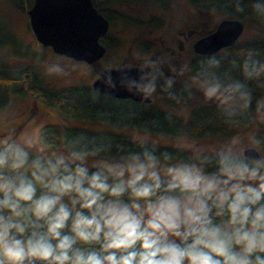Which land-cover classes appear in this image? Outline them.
I'll return each mask as SVG.
<instances>
[{
	"label": "clouds",
	"instance_id": "9594fccd",
	"mask_svg": "<svg viewBox=\"0 0 264 264\" xmlns=\"http://www.w3.org/2000/svg\"><path fill=\"white\" fill-rule=\"evenodd\" d=\"M226 3L264 25V0ZM45 55L35 49L42 78L67 84L77 66ZM132 61L102 66L93 103L123 89L144 109L156 97L186 118L214 106L224 124L246 122L251 130L214 141L181 134L177 152L161 150L148 128L127 141L86 129L59 143L43 131L7 133L0 138V264H264V51L249 47L225 64L215 53L177 60L135 50ZM138 115L130 107L122 119ZM146 124L159 128L161 120Z\"/></svg>",
	"mask_w": 264,
	"mask_h": 264
},
{
	"label": "rangeland",
	"instance_id": "374dc122",
	"mask_svg": "<svg viewBox=\"0 0 264 264\" xmlns=\"http://www.w3.org/2000/svg\"><path fill=\"white\" fill-rule=\"evenodd\" d=\"M15 1L16 0H0V17L8 30L20 37L19 40L31 44V49L35 52V49L38 46L40 47L41 44L35 39L29 26L28 15L26 13L27 8L25 10L24 8L20 10L14 6ZM22 3L25 5L26 0H22ZM109 6L127 12L144 21L149 20L150 17H156L161 19L162 22L161 25L146 23L129 24L122 22L113 24L110 22L108 33L117 37L119 43L114 46H107L104 54L98 58L94 64L69 58L64 55L77 66L76 71L72 74L67 84L63 81L44 79L43 85L46 88L59 87L62 85L90 84L92 78L102 66L114 65L115 61L118 62L124 53H126L127 61L133 63L132 54L135 50L151 51L157 56L163 53L172 54L170 51L173 50L174 53L172 55L175 57L178 56V60L192 56L194 52L191 48V42L194 38H191V42L186 39L180 40L182 42V46L180 47L176 42H172L173 33L183 30L188 24L199 20L202 21L201 24L205 25L203 26V30H206L212 28L213 25H216L221 19L230 17L223 11L213 9L198 13L197 8L192 5L190 0H167L165 6H162L157 0H112ZM243 23V30L237 40H246L250 38L264 40V29L247 21H243ZM134 41H138L137 46L134 45ZM44 51L46 55L42 57V59H46L47 54L63 55L53 52L49 46H45ZM218 52H222V49ZM34 59L35 53L33 55L19 56L13 53L10 46L0 47V65L16 67L26 63H33ZM34 68L41 75L40 69L36 65H34ZM153 104L162 109L177 113L182 119L183 125L189 118H186L181 113L178 106H169L159 97L154 98ZM46 123H55L58 126L73 125L88 130L109 131L118 134H126L128 136H133L138 133L144 134L145 132V130L135 128L131 125L112 124L101 119L69 118L65 120L51 107L42 103L39 98L34 97V95L10 93L8 104L0 109V138L7 135L9 132L14 133L17 137L32 134L39 135L41 127ZM250 130L247 123L244 122L234 126V131L229 135L196 138L207 141L222 140L237 133H247ZM181 134L188 135L185 130ZM181 134L173 135L151 132L152 137L157 139L161 145L168 146L175 144Z\"/></svg>",
	"mask_w": 264,
	"mask_h": 264
},
{
	"label": "trees",
	"instance_id": "16d2710c",
	"mask_svg": "<svg viewBox=\"0 0 264 264\" xmlns=\"http://www.w3.org/2000/svg\"><path fill=\"white\" fill-rule=\"evenodd\" d=\"M33 0H26L23 5L22 0H16L14 6L24 10L32 4ZM97 10L103 14L109 23H129V24H154L161 25L162 20L156 17H150L144 21L138 17L122 10L115 9L109 6L112 0H91ZM125 1V0H122ZM128 1V0H126ZM139 1V0H132ZM162 6L166 5L167 0H157ZM201 13L207 10H219L228 14L229 18H238L242 21H247L255 26H260L264 29V25H257V22L252 17H238L231 11L226 0H190ZM25 6V7H24ZM14 32L8 30L4 21L0 17V47L10 46L13 53L19 56L33 55L35 52L31 49V44L19 40ZM100 41L106 46H114L119 43V39L112 34L106 33L100 38ZM43 49L45 46L41 45ZM249 47L258 48L264 51V40L250 38L246 40H236L233 44L222 48V52H215L218 56L224 58L225 64L231 59H237L240 56L241 50ZM147 48V47H146ZM144 48V49H146ZM194 55L199 56L202 54ZM195 63V61H193ZM44 78L36 71L33 63H26L16 67H7L0 65V109L5 107L9 101L10 93L30 94L41 100L42 103L51 107L58 115L67 120L69 118H84L92 120H105L112 124L131 125L141 130L150 129L153 133L160 134H181L184 130L186 134L193 137L206 136H225L234 131V126L224 124L215 114L214 106H206L197 108L192 111L191 116L183 125L182 119L175 115L171 121H165L164 115L170 112L153 104L148 109H144L141 105H133V102L127 98H102L101 102L93 103L90 98V85H62L59 87L46 88ZM167 105H172L166 99L161 98ZM139 104V101L133 100ZM146 103V102H145ZM133 107L139 113L134 120L122 119V113ZM154 118L161 120V127L154 128L147 125V121ZM207 121V123H202ZM244 123V122H241ZM240 123V124H241ZM85 130L78 126H58L55 123H46L41 127V131L53 141L59 143L65 136H72L79 131ZM88 130V129H86ZM90 135H111L118 140L127 141L130 136L126 134H118L109 131L88 130ZM260 135H264V129L259 130ZM177 152L173 146L161 145V150ZM179 156L186 155L185 153H177Z\"/></svg>",
	"mask_w": 264,
	"mask_h": 264
},
{
	"label": "water",
	"instance_id": "95a60500",
	"mask_svg": "<svg viewBox=\"0 0 264 264\" xmlns=\"http://www.w3.org/2000/svg\"><path fill=\"white\" fill-rule=\"evenodd\" d=\"M26 13L35 39L41 45L49 46L55 53L92 63L106 50L100 38L107 33L109 20L91 0H33ZM243 27V21L238 18H223L212 31L192 42V50L196 54L215 53L233 44ZM136 74L137 70L132 69L130 75ZM117 75L113 72L114 77ZM94 86L103 90L99 81ZM113 95L117 98L129 97L123 89ZM131 99L140 100L139 97Z\"/></svg>",
	"mask_w": 264,
	"mask_h": 264
},
{
	"label": "flooded vegetation",
	"instance_id": "af4514ba",
	"mask_svg": "<svg viewBox=\"0 0 264 264\" xmlns=\"http://www.w3.org/2000/svg\"><path fill=\"white\" fill-rule=\"evenodd\" d=\"M197 12L198 13H201L198 9H197ZM202 23V21L201 20H199V21H195V22H193V23H190V24H188L186 27H185V29H183V30H179V31H175L174 33H173V37H172V42H176V44H178V46H182V42L180 41V40H182V39H186V40H188L189 42H191V38H194V40L196 39V38H198V37H200L201 35H203L202 33H204V32H210V31H212L214 28H215V26L216 25H213V27L212 28H209V29H206V30H203L204 29V27L203 26H205V25H203V24H201ZM202 30V31H201ZM107 33H108V31H107ZM204 34H206V33H204ZM196 36V37H195ZM193 40V41H194ZM192 41V42H193ZM192 42H191V48H192ZM134 45L135 46H137L138 45V41H134ZM106 46V45H105ZM107 47V46H106ZM172 54L174 53L173 52V50L172 51H170ZM69 58H71V57H69ZM176 58H177V60H178V56H176ZM84 61V60H83ZM86 62V61H85ZM88 63V62H87ZM95 63V61L94 62H92V63H90V64H94ZM125 64H130L128 61H127V57H126V53H124L123 54V56H122V58L117 62V61H115V63H114V65H112V66H114V67H120V66H122V65H125ZM102 70V68H100L99 70H98V72L99 71H101ZM97 72V73H98ZM96 73V74H97ZM96 76V75H95ZM95 76L92 78V80L95 78ZM92 80H91V82H92ZM91 82H90V84H91ZM90 84H88V85H90ZM91 86V85H90ZM137 101H139V100H137Z\"/></svg>",
	"mask_w": 264,
	"mask_h": 264
}]
</instances>
